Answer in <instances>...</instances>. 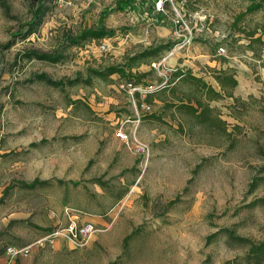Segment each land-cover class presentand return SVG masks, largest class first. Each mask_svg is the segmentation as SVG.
<instances>
[{"label":"rangeland","instance_id":"1","mask_svg":"<svg viewBox=\"0 0 264 264\" xmlns=\"http://www.w3.org/2000/svg\"><path fill=\"white\" fill-rule=\"evenodd\" d=\"M117 1H53L37 32L23 38L15 34L25 32L38 0H0V250L64 226L68 210L81 221L92 217L98 230L78 247L59 237L71 245L60 252L49 241L33 245L50 264H253L228 230L264 238V46L253 42V50L241 31L258 28L264 38V0L236 26L251 0H166L163 7L132 0L123 9ZM101 21L115 30L106 48L104 40L65 45ZM166 41L175 42L162 53L170 66L216 88L208 66L235 69L241 99L210 101L226 131L179 107L196 92L189 82L173 92L167 81L151 99L134 96L118 73L69 84L88 66L123 62ZM32 48L65 55L57 62L24 56ZM134 70L149 71L144 82L162 79L151 62ZM42 72L62 85L39 79Z\"/></svg>","mask_w":264,"mask_h":264},{"label":"trees","instance_id":"2","mask_svg":"<svg viewBox=\"0 0 264 264\" xmlns=\"http://www.w3.org/2000/svg\"><path fill=\"white\" fill-rule=\"evenodd\" d=\"M56 0H38L36 7L31 6V17L26 22L27 29L25 32H20L15 35H20V37L26 38L29 35L37 32L40 26L43 23L44 15L46 11L49 9V3ZM132 0H118L116 5L118 8L123 9L127 5H131ZM263 6V1L251 0L248 4L247 9L239 13L235 18L233 25L236 26L238 22L242 19V17L248 13L255 11ZM242 29V28H240ZM249 40V47L253 50L254 48L253 42H257L264 46V38L262 33L257 35L258 28L253 29H243L241 30ZM115 30L103 21L92 24L90 26L85 27L80 33L70 34L67 37L66 46L72 45H81L88 41L92 40H104L107 37H110L114 34ZM264 32V29H263ZM12 42H9L8 46L11 45ZM174 41H166L160 43H151L148 46L143 47L142 49L135 51L133 53H129L125 56L123 62L119 63H109V64H99L98 66H88L86 70V76H80L75 78H70L69 84H75L81 81L89 82L93 76L101 78V79H109L112 74L118 73L120 76L126 79L127 83H131L132 85H140L147 84L150 82H144L143 78L149 73V71H135L134 68L140 66L142 63H150L153 62L152 59L159 60L162 57V53L165 50H169L173 47ZM64 49H56L53 51H41L37 48H32L28 51H24V56L28 58H38L41 60H47L52 62H57L64 58ZM211 75L217 81L219 88H216L211 82L207 81L204 76H199L191 72L183 70V68H176L169 77L168 84H173L171 90L174 92L176 90L175 84L178 81L181 82H189L194 84L195 91L194 96L189 95L188 101L184 99H180L179 107L187 110L191 116H193L199 123L212 126L215 130L219 131L226 128L222 126V122L226 123L220 116L215 106L210 104L212 100H219L225 97H232L235 100H240L241 98L236 96L234 93L235 87L238 85V79L236 77V71L233 67H213L208 66ZM82 75V74H81ZM38 78L46 81L52 85L60 86L62 85L61 80L54 79L46 72L39 73ZM160 90V89H159ZM158 91V90H156ZM163 90V92H165ZM155 92V91H154ZM154 92H150L145 97L146 99H151V96ZM197 92L201 94V97L197 96ZM137 95L140 97V93L138 91L134 92V96ZM195 99L196 102H192V99ZM145 99V100H146ZM230 107H232L230 105ZM38 182L35 179L31 184H25L27 187H33ZM123 194V193H122ZM121 194V195H122ZM49 230L53 229L51 227ZM229 236L236 240L238 243L242 245L248 246V249L244 255V258L253 264H264V238L255 241L249 237H245L242 235H237L232 230H228ZM238 263V260H236Z\"/></svg>","mask_w":264,"mask_h":264},{"label":"built area","instance_id":"3","mask_svg":"<svg viewBox=\"0 0 264 264\" xmlns=\"http://www.w3.org/2000/svg\"><path fill=\"white\" fill-rule=\"evenodd\" d=\"M165 2L166 0H157L156 4L158 7H163ZM178 21H180V19ZM181 23L182 24L184 23L183 25H185L186 27L188 25L187 22H185L183 19ZM186 43H188V41L186 42V39L182 40L179 46L182 47ZM106 47H107V43L104 40L101 44V48L104 49ZM171 51H174V48ZM218 51L220 53H225L226 51L225 46L220 45ZM167 58H168L167 56H162L158 61L151 62V68L156 69L159 75H161L162 79L160 82H155V83L150 82L147 84H140V85H132L131 83H127L128 87L131 88L133 94L135 91H138L141 97L145 98L148 93L159 90L166 85L167 81L169 80L170 74L175 70V68H173L168 64ZM144 107L145 109L150 110L151 104L145 102ZM118 135L124 140L128 138V133L125 132L123 129L119 130ZM67 213H68V221L64 226L51 230L45 236L38 238L35 242L22 246L15 244L8 245L6 247V253L8 255V259L10 261H13L20 255L28 254L33 249V245L43 244L44 241H49L51 244H53L56 238L59 237L66 239L68 242L72 243L74 246L77 247L85 245L91 234L96 230H98V226H96L95 223L88 220L81 221V217L78 215V213L70 212L68 210Z\"/></svg>","mask_w":264,"mask_h":264},{"label":"crops","instance_id":"4","mask_svg":"<svg viewBox=\"0 0 264 264\" xmlns=\"http://www.w3.org/2000/svg\"><path fill=\"white\" fill-rule=\"evenodd\" d=\"M86 220H93V218L87 216ZM67 246L71 247L70 243L68 244L62 238H57L53 243V251L60 252L63 250V247ZM44 252H46V250L43 247L34 246L31 253L20 255L13 261H10L6 253V249L0 250V264H50L49 260L47 259V255L44 256Z\"/></svg>","mask_w":264,"mask_h":264}]
</instances>
